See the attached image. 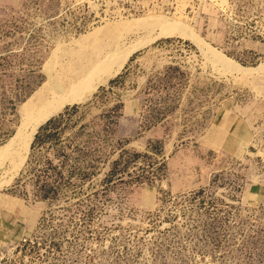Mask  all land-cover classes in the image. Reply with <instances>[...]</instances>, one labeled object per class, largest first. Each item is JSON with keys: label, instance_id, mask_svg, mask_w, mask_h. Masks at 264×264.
Segmentation results:
<instances>
[{"label": "rangeland", "instance_id": "obj_1", "mask_svg": "<svg viewBox=\"0 0 264 264\" xmlns=\"http://www.w3.org/2000/svg\"><path fill=\"white\" fill-rule=\"evenodd\" d=\"M149 15L264 64V0H0V145L52 56L70 65ZM59 115L10 181L0 166V264H264V73L159 38Z\"/></svg>", "mask_w": 264, "mask_h": 264}, {"label": "bare ground", "instance_id": "obj_2", "mask_svg": "<svg viewBox=\"0 0 264 264\" xmlns=\"http://www.w3.org/2000/svg\"><path fill=\"white\" fill-rule=\"evenodd\" d=\"M151 25L155 28L146 36L122 44V38L127 32ZM118 27L119 36L114 38L112 46L107 45L94 49L89 54H81L70 65L60 68L57 67L59 57L54 55L43 66L48 76L47 81L26 100L20 125L0 145V166L8 162V178L5 182L10 181L25 164L35 134L43 123L67 105L87 99L100 85L121 71L133 53L159 38L176 36L190 40L203 51L209 62L223 71L244 75L264 73V64L244 67L231 61L192 28L174 18L149 15L122 22Z\"/></svg>", "mask_w": 264, "mask_h": 264}, {"label": "trees", "instance_id": "obj_3", "mask_svg": "<svg viewBox=\"0 0 264 264\" xmlns=\"http://www.w3.org/2000/svg\"><path fill=\"white\" fill-rule=\"evenodd\" d=\"M62 122V115L50 119L35 135L31 148L34 150L38 144L45 143L50 141L53 137L60 136L63 131V127H61Z\"/></svg>", "mask_w": 264, "mask_h": 264}, {"label": "water", "instance_id": "obj_4", "mask_svg": "<svg viewBox=\"0 0 264 264\" xmlns=\"http://www.w3.org/2000/svg\"><path fill=\"white\" fill-rule=\"evenodd\" d=\"M52 117H53V116H52ZM52 117H51V118H52ZM51 118H49V119H51ZM49 119H48V120H49ZM48 120H47V121H48ZM47 121H46V122H47ZM46 122H45V123H46ZM43 124H44V123H43ZM43 124H42V125H43ZM42 125H41V126H42ZM41 126H40V127H41ZM40 127H39V128H40ZM37 132H38V131H37ZM37 132H36V134H37ZM36 134H35V135H36Z\"/></svg>", "mask_w": 264, "mask_h": 264}, {"label": "built area", "instance_id": "obj_5", "mask_svg": "<svg viewBox=\"0 0 264 264\" xmlns=\"http://www.w3.org/2000/svg\"><path fill=\"white\" fill-rule=\"evenodd\" d=\"M144 13H147V12H144Z\"/></svg>", "mask_w": 264, "mask_h": 264}]
</instances>
